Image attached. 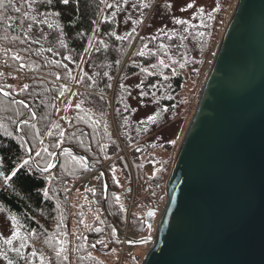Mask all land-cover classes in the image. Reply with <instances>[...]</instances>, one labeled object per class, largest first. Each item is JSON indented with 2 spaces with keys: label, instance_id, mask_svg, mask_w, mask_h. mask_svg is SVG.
Segmentation results:
<instances>
[{
  "label": "trees",
  "instance_id": "1",
  "mask_svg": "<svg viewBox=\"0 0 264 264\" xmlns=\"http://www.w3.org/2000/svg\"><path fill=\"white\" fill-rule=\"evenodd\" d=\"M218 1L219 9H225V0ZM30 2L28 7L15 0L21 11L8 9L0 22V211L10 215L18 232L14 237L0 232V261L41 264L43 256L44 264H65L66 232L74 224V264H116L118 239L104 207L122 228L125 190L136 180L135 169L152 148L147 149L149 142L171 148L169 141L154 138L170 121L183 83L172 62L176 57L193 60L197 54L207 60L224 17L218 20V11L193 10L189 18H181L172 14L169 0ZM17 55L21 59L16 60ZM71 87L70 112L59 115L58 98ZM61 147L73 151H62L56 166L44 171ZM76 152L93 166L115 157L107 171L117 164L126 184L117 185L114 174L105 171V186L103 174L97 172L87 204L73 214L71 184L90 171ZM160 179L161 174L152 175L150 187ZM151 199L146 196L148 206L141 203L140 212L135 207L130 213V225L138 233L149 225L143 213ZM85 213H90L87 225L81 222ZM9 238L13 242L5 243ZM61 241L66 251L58 257Z\"/></svg>",
  "mask_w": 264,
  "mask_h": 264
},
{
  "label": "water",
  "instance_id": "2",
  "mask_svg": "<svg viewBox=\"0 0 264 264\" xmlns=\"http://www.w3.org/2000/svg\"><path fill=\"white\" fill-rule=\"evenodd\" d=\"M215 47L141 264H264V0H237Z\"/></svg>",
  "mask_w": 264,
  "mask_h": 264
},
{
  "label": "rangeland",
  "instance_id": "3",
  "mask_svg": "<svg viewBox=\"0 0 264 264\" xmlns=\"http://www.w3.org/2000/svg\"><path fill=\"white\" fill-rule=\"evenodd\" d=\"M169 1H170V7L172 8V14H175V16H179L181 18L182 17L189 18V15H191V12H193V10H199V11L203 10L205 11L204 12L205 14L208 13L209 11H218V20H221L222 17L224 18L221 21V24L218 25L220 31L219 37L217 38L218 40L215 42L213 48L211 49L207 60L202 59V55L199 54H197L193 58V60H189V61H187V59L183 60L182 57L180 59H176L177 57L175 58V60L173 59L174 61L172 62L173 65L172 70L174 74L179 73L182 75L183 83L180 91L176 95V106L175 109L171 112L170 121L168 122V124L165 125V127H163L160 130L161 133L159 137L152 136V138L155 137L154 138L155 142H157L158 139L160 140V142L169 141V144H171V148L167 150L166 148H164V145L162 144L161 146L153 147V144H151L153 142L150 141L149 146H147V149L151 147L152 148L148 150L146 152V155L142 157V160L145 162L142 165L140 164L139 166H137L135 169L136 182L132 181L130 184L135 194L134 195L135 199L133 200V203L131 205L132 206L131 212L135 210V207H138L139 210L137 212H140V206H142L141 203L145 204V206H148L147 205L148 201L145 199L146 196L149 195L152 196L151 204H149L151 206L149 207L159 210V212H155L153 215H151L150 224L148 226L144 225L142 227L141 232L138 233L140 237L152 235L156 231V227L160 217V212L162 211L165 205L166 183L171 168L173 166L175 156L177 154L183 136L186 132V129L195 111L203 84L205 82L207 73L210 68V63L212 62V59L215 54V50H216L215 46L217 42L220 40L222 33L227 25V22L237 3V0H225L223 3L225 9L221 10V8L219 9L220 2L218 0H169ZM189 3H191L193 7L188 8L187 5ZM106 5L107 3L105 4L104 8L106 7ZM104 8H102L101 11H104ZM10 80H12V78ZM74 88L75 87H71L69 90L64 89L63 95H60V97L58 98L57 112L59 115L68 114L70 112V106H69L70 94L73 93ZM154 134L157 133H153V135ZM150 136H151L150 134L145 135L144 137L141 138V141L148 140ZM54 159L55 158L53 157L52 161L50 162L51 165L53 164ZM113 159H115V157H112L111 159L107 160L104 163L105 171H107L108 164ZM46 168L48 169V167ZM90 172L91 170L85 173L84 175H82L73 184H71L72 186L70 189L69 204H70V212H74L73 214L78 212L77 211L78 207L82 206L83 203L87 204V200H85V198L88 197L87 191L92 187L94 183V179L91 182H89L87 179L88 178L87 175H89ZM107 172L108 173L112 172L114 174V178L117 182V185H121L123 187V185L126 184V182H124L122 179L121 170L117 164L112 163L109 166V170ZM154 174H161V179L156 183L154 187H150V177ZM85 176H87V178ZM121 186H119V188H122ZM137 192L139 194H138V198L136 199ZM118 194L121 195L120 190L118 191ZM144 194L146 195L144 196ZM129 207L130 205L128 204L127 201V210L129 209ZM93 210L95 209L93 208ZM105 210L106 209L104 207V212ZM146 211L143 213L144 216ZM80 213H83V210ZM96 213L99 214L98 209L96 210ZM89 217H90V213L83 214L81 222H85L86 225L90 224L91 221ZM14 225L15 224L11 220L10 215L5 211L1 210L0 232L5 236L14 237L13 233H18L17 231L14 230L15 229ZM76 227L77 225L70 224L69 230L66 232L69 240L67 243L68 249L66 253H64V256L65 255L67 256V260H65V264H74L73 245L75 243ZM124 228L125 226H123L121 229ZM149 248H150V244H140L135 246L134 250L128 249L132 253L128 252V253H124L123 255H121L120 251L117 250L116 264H141ZM94 254L98 257L101 256L100 254H97L95 252ZM102 258H104V256ZM0 264H3L2 261H0Z\"/></svg>",
  "mask_w": 264,
  "mask_h": 264
},
{
  "label": "snow or ice",
  "instance_id": "4",
  "mask_svg": "<svg viewBox=\"0 0 264 264\" xmlns=\"http://www.w3.org/2000/svg\"><path fill=\"white\" fill-rule=\"evenodd\" d=\"M23 2L28 6V7H31V2H30V0H23ZM50 2H51V0H50ZM68 2H69V0H63V3L64 4H68ZM187 7L188 8H191V7H193V5L191 4V3H189L188 5H187ZM8 9H15V11L16 12H20L21 11V9H20V7H18L16 4H15V0H0V10H4V11H2V12H0V22H2L3 21V19L6 17V13H7V10ZM201 11H203V10H201ZM24 16H28V13L27 12H25L24 13ZM7 19H11L10 17H7ZM33 19H34V17H33ZM177 23H184V21H182V20H177L176 21ZM29 27H30V25H29ZM49 51H51V49H49ZM141 55H143V53H140ZM16 60H19V59H21V57L19 56V55H17V56H15L14 57ZM161 63H163V61H161ZM21 67H24V65L23 64H21L20 65ZM25 87H27V85H25ZM0 91H2V89H0ZM6 95H7V93H5ZM61 95H63V93L61 92ZM20 103L21 104H24V101H20ZM25 107H27V105H25ZM34 115V114H33ZM149 119H153V117H149ZM21 123H23V124H25V125H27L28 124V121L27 120H23V121H21ZM61 135H63V133H61ZM45 151H47V149H45ZM65 151H67V150H65ZM37 155H39V153H37ZM25 165H27L28 164V161L27 160H25L24 162H23ZM53 165H51V164H48V168H51ZM85 167H87V165H85ZM45 171H47V168H45ZM16 173L14 172L13 173V175H15ZM0 175H2V173H0ZM5 179L7 180V179H9V177H5ZM117 201H119V197H117ZM154 213H152V212H150L149 213V215H153ZM13 219H15V218H13ZM98 231H99V229H97ZM113 231H115V230H113ZM13 235L14 236H18V233H13ZM5 243H7V244H11L12 243V239L11 238H9V239H7V240H5ZM63 244H64V242L63 241H61V247H60V249L59 250H57L56 251V255L59 257L63 252H65L66 251V249L63 247ZM24 247V244H21V248H23ZM93 247H94V245H93ZM14 251H17V252H19V249H13ZM3 253H0V255H2ZM33 255L35 256L36 255V253H33ZM65 260H67V256L65 255L64 257H63ZM9 264H12V261H9ZM41 264H44V257L43 256H41Z\"/></svg>",
  "mask_w": 264,
  "mask_h": 264
},
{
  "label": "built area",
  "instance_id": "5",
  "mask_svg": "<svg viewBox=\"0 0 264 264\" xmlns=\"http://www.w3.org/2000/svg\"><path fill=\"white\" fill-rule=\"evenodd\" d=\"M126 233H128V232L126 231ZM119 250H120L121 255H123L124 253H127L128 252L127 250L124 249L123 246H121V248Z\"/></svg>",
  "mask_w": 264,
  "mask_h": 264
},
{
  "label": "bare ground",
  "instance_id": "6",
  "mask_svg": "<svg viewBox=\"0 0 264 264\" xmlns=\"http://www.w3.org/2000/svg\"><path fill=\"white\" fill-rule=\"evenodd\" d=\"M63 196V195H62Z\"/></svg>",
  "mask_w": 264,
  "mask_h": 264
}]
</instances>
